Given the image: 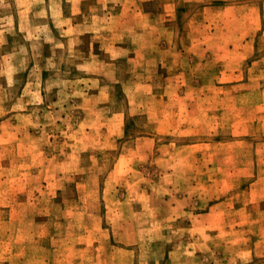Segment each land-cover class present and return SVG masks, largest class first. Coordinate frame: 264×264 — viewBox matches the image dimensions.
<instances>
[{
	"label": "rangeland",
	"instance_id": "rangeland-1",
	"mask_svg": "<svg viewBox=\"0 0 264 264\" xmlns=\"http://www.w3.org/2000/svg\"><path fill=\"white\" fill-rule=\"evenodd\" d=\"M0 264H264V0H0Z\"/></svg>",
	"mask_w": 264,
	"mask_h": 264
}]
</instances>
